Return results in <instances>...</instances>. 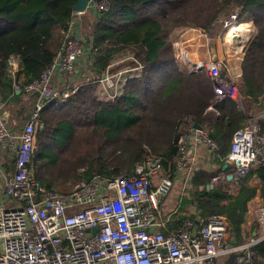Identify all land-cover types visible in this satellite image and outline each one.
Listing matches in <instances>:
<instances>
[{"label":"trees","instance_id":"1","mask_svg":"<svg viewBox=\"0 0 264 264\" xmlns=\"http://www.w3.org/2000/svg\"><path fill=\"white\" fill-rule=\"evenodd\" d=\"M77 1L0 0V102L24 123L31 121L36 94H17L9 60L20 61L17 80H38L66 39ZM105 1L108 11L82 23L90 80L62 105L50 102L37 117L43 128L30 163L36 181L48 191L67 194L76 183L96 176L131 177L149 155L160 158L163 175L174 179L179 139L196 124L218 144L214 156L225 165L233 136L247 117L231 99L214 102L215 88L205 70H181L174 45L179 32H208L218 20L239 11L238 21L254 26L243 51L239 91L245 102L258 101L264 95V0ZM141 65L145 68L128 77L115 100L99 92L97 80L108 69L116 73ZM16 162L11 161L9 172L14 173ZM256 172L264 190V168ZM220 174L221 168L196 173L191 195L200 213L198 226L212 215H224L229 231L239 233L256 190L243 186L238 195L221 186L208 190ZM250 251L259 264V258L264 260V241ZM245 253L230 254L227 264H243Z\"/></svg>","mask_w":264,"mask_h":264},{"label":"built area","instance_id":"2","mask_svg":"<svg viewBox=\"0 0 264 264\" xmlns=\"http://www.w3.org/2000/svg\"><path fill=\"white\" fill-rule=\"evenodd\" d=\"M109 8L105 0H91L84 13L74 12L53 64L38 80H17L20 61L18 57L9 60L16 92L36 94L38 100L31 121L17 136L10 130L0 102V157L15 153L17 161L15 173L2 190L0 264H216L221 257L237 252L227 240L229 222L224 215H212L203 226L186 219L179 229H168L161 203L173 189L174 180L161 176V159L154 155L147 156L131 177L96 176L76 183L67 194L48 191L36 181L30 163L37 148L38 132L43 128L37 117L50 102L65 101L74 95L83 84L78 82L79 78L90 80L91 63L81 15L94 18ZM238 17L236 11L224 19L227 34ZM188 67L193 72H207L215 88V103L231 99L240 111L244 110L239 84L233 78L221 77L220 62H190ZM144 68L141 65L116 73L108 69L97 80L99 90L115 100L128 77ZM58 83L68 89L60 91ZM190 138L207 145L213 155L219 150L205 130L191 127L178 143L182 167L186 164ZM227 161L233 165L237 179L244 178L254 167L264 168V133L259 118H247L236 131ZM159 175L160 181L154 186ZM213 181L226 187L229 182L238 185L235 178L229 181L221 175ZM260 222L264 231V205ZM260 241L253 239L245 247L243 264H256L250 248Z\"/></svg>","mask_w":264,"mask_h":264},{"label":"crops","instance_id":"3","mask_svg":"<svg viewBox=\"0 0 264 264\" xmlns=\"http://www.w3.org/2000/svg\"><path fill=\"white\" fill-rule=\"evenodd\" d=\"M90 17L91 16L89 15L81 17V23H85L86 25V23L90 21L87 18ZM224 21V19L218 20L216 24V33L211 34L209 32L202 31L201 29H190L178 33L177 41L175 42L174 46L177 63L181 67V70H186L188 73H194L188 67L190 65V62L195 64L209 62L211 60V47L215 46L218 53L219 62L222 65V69L226 68L228 77L235 79L238 84L241 83V64L244 57L243 51L253 35L254 26L252 22L240 23L238 21L237 23L239 25L245 26L246 31L236 33L238 35L240 34V40L237 44H233L232 41L230 42V39L227 35V30H225L227 27L225 28ZM235 57L237 59L234 60ZM187 59H189V61H187ZM87 80L89 79L85 80L81 77L78 79V82L84 83ZM64 87H66V90L68 89V87L63 85L62 83L57 84V88L60 91ZM20 93L21 92H17V94ZM36 96L34 98V103L38 100V97ZM58 101L60 105L63 104L62 101ZM35 105L36 104H34V107L32 105V110H34ZM3 112L5 114L6 121L10 130L13 131L16 136L19 135L27 123L23 122V118L18 119L16 118V116L13 117L10 112H7L4 109ZM258 118L259 121H261L260 119H262V121L264 122V114H262ZM19 123L21 127L19 126L16 128L17 124ZM180 157L181 153L179 152L178 169L175 178L173 179L174 187L170 195L167 198L163 199L161 206V213L163 217L167 219L168 229L171 231L179 229L186 219L194 220L197 226L202 223L200 221V213L198 212L196 206L192 203L193 198L191 194L194 189V178L198 171L213 172L218 171L221 168L220 175L229 181L232 180L230 179V177L235 178L238 185L235 187V184L233 182H229L227 185L231 188V190L229 191L226 189V186L212 180V183L207 185L208 190H211L215 186L219 185H222L223 189H226L225 191H227L230 195H238L243 186L256 190L255 197L248 203L245 221L241 226V231L239 233L228 231L227 240L229 244L234 248L235 251H237L235 253H238L240 251H245V247L248 245L247 243H250V241L253 239L261 240L260 242L264 241L262 240L264 237V231L260 222V209L262 205H264V190L262 179L256 172L258 167L252 168V170L244 178L237 179L236 171L233 165H231L227 161V159L225 160V165L221 166L220 163L216 160V157L212 154L211 149L207 145L196 142L192 138H190L187 142L186 164L184 167L180 165ZM15 159V153H8L4 157H0V208L4 206L2 198L3 186L6 180H8L15 173V171L14 173H11L7 169L8 167H10L11 161ZM161 174V176H164L163 173ZM161 176L159 175L154 179V186L159 183ZM228 256L229 255L221 257L217 260L216 264H227ZM256 264L258 263L256 262ZM259 264H264V260L262 258H259Z\"/></svg>","mask_w":264,"mask_h":264},{"label":"water","instance_id":"4","mask_svg":"<svg viewBox=\"0 0 264 264\" xmlns=\"http://www.w3.org/2000/svg\"><path fill=\"white\" fill-rule=\"evenodd\" d=\"M91 0H78L75 6L73 7V11L75 13H84L86 9L89 6ZM209 33H216L217 32V27L216 25L213 26L212 28L209 29ZM232 43L237 44L240 40V35L235 34L232 36ZM212 63H219L218 59V53L216 51V47L212 46L211 47V60ZM228 72L226 68H223L221 71V77L225 78L227 80H230L228 77ZM245 114L247 118H258L262 114H264V95L259 98L258 102L255 101H250L247 103L246 108H245ZM196 129H201L198 125H195ZM230 179H233V177H230ZM97 231V230H96Z\"/></svg>","mask_w":264,"mask_h":264},{"label":"bare ground","instance_id":"5","mask_svg":"<svg viewBox=\"0 0 264 264\" xmlns=\"http://www.w3.org/2000/svg\"><path fill=\"white\" fill-rule=\"evenodd\" d=\"M245 29H246L245 26H241L238 23L233 24L232 27H231V29L228 32L229 39L231 40V38H232V36H233L234 33L244 32V31H246ZM242 36H244V35H242Z\"/></svg>","mask_w":264,"mask_h":264},{"label":"rangeland","instance_id":"6","mask_svg":"<svg viewBox=\"0 0 264 264\" xmlns=\"http://www.w3.org/2000/svg\"><path fill=\"white\" fill-rule=\"evenodd\" d=\"M83 16H85L84 14L83 15H81V17H83ZM83 19V18H82ZM88 19V18H87ZM221 19H224V18H221ZM241 23V22H240ZM228 35V34H227ZM232 41V39L230 40V42ZM235 59H237L236 57L234 58V60ZM66 90V87H64V88H62V92H64ZM98 90H99V86H98ZM99 92L102 94V95H105L102 91H100L99 90ZM28 96H31V95H28ZM106 96V95H105ZM243 102V106H244V110L243 111H241L242 113H245V108H246V105H247V102H245L244 100L242 101ZM238 108V107H237ZM221 184V183H220ZM219 186H221L222 187V185H219ZM223 188V187H222ZM227 190H231V188L229 187V186H227V188H226ZM226 189H224V190H226ZM232 193H234V192H232Z\"/></svg>","mask_w":264,"mask_h":264}]
</instances>
